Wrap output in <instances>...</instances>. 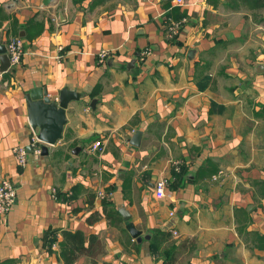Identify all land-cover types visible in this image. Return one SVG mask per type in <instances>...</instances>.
Returning a JSON list of instances; mask_svg holds the SVG:
<instances>
[{"label":"crops","instance_id":"1","mask_svg":"<svg viewBox=\"0 0 264 264\" xmlns=\"http://www.w3.org/2000/svg\"><path fill=\"white\" fill-rule=\"evenodd\" d=\"M256 12L241 0H0V44L24 43L21 61L0 70V180L17 189L0 214V264H65L64 231L100 243L74 264H164L150 250L155 231L171 234L170 264H264V8ZM31 21L43 30L30 40ZM43 87L53 99L64 88L80 97L63 137L36 155L26 94Z\"/></svg>","mask_w":264,"mask_h":264},{"label":"water","instance_id":"2","mask_svg":"<svg viewBox=\"0 0 264 264\" xmlns=\"http://www.w3.org/2000/svg\"><path fill=\"white\" fill-rule=\"evenodd\" d=\"M49 0H44L48 3ZM1 55V72L6 71L10 66V59L6 53V46L0 44ZM80 97V93H77L68 88H64L60 91L58 98L53 99L48 96V90L43 88H34L26 94L29 122L33 129H36L37 137L44 144L42 145V154L48 153V145L55 144L63 137L64 126L67 122L66 109L69 103L73 100H77ZM141 131H136L131 143L133 145H139L141 139ZM125 219H129L130 215L128 211L121 209ZM130 233L138 241H141L139 237L140 232L134 227H130Z\"/></svg>","mask_w":264,"mask_h":264},{"label":"trees","instance_id":"3","mask_svg":"<svg viewBox=\"0 0 264 264\" xmlns=\"http://www.w3.org/2000/svg\"><path fill=\"white\" fill-rule=\"evenodd\" d=\"M247 4L251 10H259L264 8V0H241ZM256 12V13H258ZM43 30L40 23L29 22L26 28V37L33 39L38 36ZM110 215V214H109ZM64 240L61 243L60 257L65 264H74L80 254L88 253L91 256H96L101 252L98 237L95 235L89 236V246H85V234L81 231H64ZM264 240V236L260 237ZM45 239L51 245L55 241L52 231L45 233ZM171 234L167 231H155L149 238V245L152 255L156 258H162L164 264H170L174 260L175 247L172 244ZM95 263V262H94ZM111 264V263H106Z\"/></svg>","mask_w":264,"mask_h":264},{"label":"built area","instance_id":"4","mask_svg":"<svg viewBox=\"0 0 264 264\" xmlns=\"http://www.w3.org/2000/svg\"><path fill=\"white\" fill-rule=\"evenodd\" d=\"M176 4L179 6H183L186 3V0H175ZM186 21V18H181L180 20H171L168 24V31L167 36L168 38H174L176 37L181 29V25L183 22ZM6 53L10 59V65H16L18 64L23 56L24 53V43L23 40L19 37H13L8 40L6 44ZM145 53H149V51H145ZM108 52L107 51H101L99 53V59L100 61H104L107 57ZM42 145L43 142L40 141L37 137V133L32 137L30 147L32 149V152L36 155H40L42 153ZM100 146V142H96L94 145V148H97ZM14 152L16 153L18 157V163L19 165L23 166L26 163L27 155H28V149L24 145H20L14 148ZM167 186H168V180L166 178H160L155 182L154 186V194L157 198H163L166 196L167 193ZM54 195H56L54 193ZM97 195L101 198H110L113 193L112 191H107L105 189H99L97 191ZM17 198V189L15 184L8 178L4 177L0 180V214L5 215L8 213ZM172 233L174 236H177V232L175 229H172Z\"/></svg>","mask_w":264,"mask_h":264},{"label":"rangeland","instance_id":"5","mask_svg":"<svg viewBox=\"0 0 264 264\" xmlns=\"http://www.w3.org/2000/svg\"><path fill=\"white\" fill-rule=\"evenodd\" d=\"M256 16H257V13H254ZM175 38V37H174ZM171 39H173V38H171ZM157 260V259H156Z\"/></svg>","mask_w":264,"mask_h":264}]
</instances>
